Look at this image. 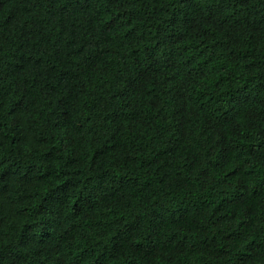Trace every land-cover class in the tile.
Segmentation results:
<instances>
[{
  "label": "clouds",
  "instance_id": "1",
  "mask_svg": "<svg viewBox=\"0 0 264 264\" xmlns=\"http://www.w3.org/2000/svg\"><path fill=\"white\" fill-rule=\"evenodd\" d=\"M153 11V0H0V264H105L117 236L125 264H264V83L252 71L264 78V0H184L164 20L191 28L195 53L223 57L230 91L208 90L207 104L193 92L198 68L128 55L122 22L147 29ZM177 89L183 104H170ZM209 182L235 190L239 241L226 235L231 220L203 231L182 209L176 220ZM33 196L43 197V234ZM22 220L35 221L31 231L20 233Z\"/></svg>",
  "mask_w": 264,
  "mask_h": 264
},
{
  "label": "trees",
  "instance_id": "2",
  "mask_svg": "<svg viewBox=\"0 0 264 264\" xmlns=\"http://www.w3.org/2000/svg\"><path fill=\"white\" fill-rule=\"evenodd\" d=\"M223 2L231 5L232 8L239 9L243 6L245 0H223ZM164 3L165 0H153V16L156 17V20L152 21V17H149L148 19L152 22L149 23L147 29L141 30L140 27L136 26L138 21L135 17L130 18L127 23L122 22V39L129 42L134 40L135 42V46L130 47L128 53L133 62L135 61L137 55L147 59L150 55L154 57L157 54H160L164 57L165 61L171 64H175L177 60H180L181 63L190 65L193 68H198L199 73L194 80L195 87L193 88V92L200 93L199 100L203 104H207L208 101L212 100V96L208 94V90H216L221 94L225 91H230V87L227 84V77L224 75L225 67H227V65H225L223 57L206 58L204 55V48H201L199 53H195V45L193 44V40L190 35V27L186 26L184 31H178L170 28V25L164 23V20L169 22L174 21L172 13L175 12L176 8H181L183 6L184 0H175V7L170 4L166 9L163 7ZM125 11L131 12L130 6L126 7ZM220 11L230 12V8L222 7ZM116 17H120L119 12H116ZM112 19L113 17L108 15V21H111ZM176 19L183 20V17L179 16L176 17ZM128 24L133 25V27H128ZM202 27H207V25H202ZM198 39L199 37H197V40ZM162 48L166 49V51L161 52ZM176 48H180L181 51L176 52ZM217 51H219V49ZM102 55H108V52L104 51ZM184 58H186V60ZM252 71L255 73L254 79L256 80V83H264V78L261 77L259 71L255 68H253ZM250 79H253V77H249L246 74L244 77L245 84H247ZM202 87L204 90H202ZM231 87H235V84ZM149 88H151V85H149ZM262 91H264V89H262ZM183 95L184 94L177 89L175 92L171 93L169 103L183 104ZM147 107L150 109L152 107L151 103H149ZM258 107H260L261 111H264V107L259 105ZM9 110L11 111V109ZM85 119H87V116ZM56 143V141H53V146H55ZM91 154L95 156L94 151ZM55 163L56 170L62 171L63 169L59 167V162ZM137 163H139V161H137ZM258 168L259 166L257 165L256 168L249 169V171L255 172L258 171ZM76 171L79 170L76 169ZM229 171L231 173H235L234 168ZM45 175L47 176L48 174L46 173ZM224 175L228 176L229 172H225ZM261 178L264 179V176ZM213 179H216V177H213ZM53 182L56 187H60L61 181L59 177L53 178ZM148 182V180H144L145 184ZM63 183L66 184L67 180H64ZM47 188V184H44L41 187V191L45 192V196L47 195ZM178 191L183 197V189H179ZM201 195L205 198H201ZM184 199L185 202L181 203L177 209V221L180 223L184 222L180 220L181 209L183 210L182 214L185 220L194 217L202 231L205 228L210 230L212 224L215 222L226 224L227 221L231 220L236 227L235 229L230 228L226 232V235L229 240H240L238 233L245 225V221L240 218L242 213L235 200V190H233L232 194H228L227 187H222L219 183L213 184L209 182L205 183L203 187L197 183ZM42 201L43 197L38 199L36 196H33L28 204V207L35 211L36 217L40 220L39 229L41 234H43L45 228V216L41 210ZM72 204L75 206V201H72ZM255 211H259V209H256ZM115 215L118 219L120 218L119 213H116ZM213 216L215 217V221H211ZM33 223H35V221L22 220L19 229L20 233H24V228L26 226L29 228V231H31V224ZM184 235H188V233L185 232ZM191 235L195 237V231H193ZM209 239H212V237H209ZM219 239H223V236L219 237ZM135 242L140 243L138 237L135 238ZM105 247L106 252L104 255L107 256L105 264H125L124 257L127 249L122 250L123 241L120 237L117 236L113 238ZM217 251L220 257L225 255L223 250L218 249ZM72 254H77L75 248H73ZM245 254H247V251ZM193 255L198 257L199 253H193ZM80 264H84V261L82 260ZM127 264H132V262L127 261ZM136 264H140L139 256H137ZM197 264H200V262L197 261ZM217 264H223V260H218Z\"/></svg>",
  "mask_w": 264,
  "mask_h": 264
}]
</instances>
